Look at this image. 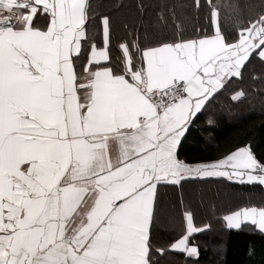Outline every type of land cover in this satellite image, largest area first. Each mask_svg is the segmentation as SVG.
Instances as JSON below:
<instances>
[{
    "label": "snow or ice",
    "instance_id": "obj_1",
    "mask_svg": "<svg viewBox=\"0 0 264 264\" xmlns=\"http://www.w3.org/2000/svg\"><path fill=\"white\" fill-rule=\"evenodd\" d=\"M97 7L0 0V264L198 257L190 240L209 225L198 226L189 207L179 234L158 239L159 188L225 180L264 187V157L250 143L205 162L179 158L209 104L225 93L243 103L246 76L264 80L253 69L264 67V0L247 19L230 5V30L225 6L213 0L163 3L142 34L124 26L115 55L112 18ZM223 220L264 235V206Z\"/></svg>",
    "mask_w": 264,
    "mask_h": 264
},
{
    "label": "trees",
    "instance_id": "obj_2",
    "mask_svg": "<svg viewBox=\"0 0 264 264\" xmlns=\"http://www.w3.org/2000/svg\"><path fill=\"white\" fill-rule=\"evenodd\" d=\"M121 0H114L113 4L118 5ZM126 5L122 6L121 10L127 5H136V0H124ZM214 3L223 5L226 19L224 21L226 30L233 28L235 16L232 12L230 5H239L244 13V18L247 19L248 15H254L260 11L254 9V4H251L249 0H213ZM94 3L98 6L97 11L100 14L109 15L112 18L113 23V55L118 51V41H122L127 35V31L122 35L115 31L114 13L112 6L109 7L105 0H94ZM247 6V7H245ZM108 9L110 11H108ZM150 11V9H149ZM120 12V11H119ZM136 13V12H135ZM137 14V13H136ZM203 15L201 13V22H203ZM191 23H195V20H191ZM131 30V29H129ZM191 30V29H189ZM133 34L136 31L131 30ZM143 33V32H142ZM141 33V34H142ZM98 45L101 44V39H97ZM255 74L259 76L264 71V67L259 64L253 66ZM253 69H250L252 71ZM261 82V86L254 87L251 84ZM243 88L248 92V98L243 103H233L230 101L229 94L225 93L220 95L215 101L207 106L203 111V114L199 115V119L190 128L187 133V139L183 143V147L180 150V159L189 163L205 162L209 161L220 154L228 151L237 144L250 143L256 151V154L260 157H264V80L257 79L253 81L246 76L243 83ZM255 93V100L251 97ZM261 97V101H256ZM220 100L223 104L227 105L229 109H226L229 117H223L218 115L214 109V103ZM256 105H253V104ZM249 110V111H248ZM251 110V111H250ZM231 117H234V122H230ZM189 185H195L199 187H212L224 189L228 193L226 199H231L235 195L240 199V203L234 205V207L228 206L223 209L222 212H218L215 218L211 221L208 218L204 221H208L209 227L206 231L194 235L190 244L198 247L199 256L192 258H185L182 254H171L164 258H171L183 264H264V235L255 230L251 225L242 226L241 229H226L221 216L230 214V212L238 210L245 206H264V187L261 186H248L232 184L228 181L211 182V183H189L184 187L163 191L166 198H178V222L172 223L169 226L170 232L168 238L165 236V232L156 228V235L159 240L167 241L179 234V224L181 220L183 207L191 208L195 213L196 218L201 215L195 210V208L188 206L184 200V190ZM180 196H178V193ZM160 195V194H159ZM207 196L206 193L202 195L203 198ZM245 197V199H242ZM263 199V200H262ZM183 202V203H181ZM160 205V198L158 200ZM221 209V208H220ZM200 219V218H199ZM213 223L216 229L213 232ZM173 230V231H172ZM215 233V234H214ZM208 235V237H205Z\"/></svg>",
    "mask_w": 264,
    "mask_h": 264
},
{
    "label": "rangeland",
    "instance_id": "obj_3",
    "mask_svg": "<svg viewBox=\"0 0 264 264\" xmlns=\"http://www.w3.org/2000/svg\"><path fill=\"white\" fill-rule=\"evenodd\" d=\"M109 7L112 6L113 12L108 9V11L112 12L114 17V23H115V31H118L119 35H122L126 32L125 25L128 26V29H131L133 31L140 33L143 32L144 26H151L156 21V15L160 11V5L163 3H175L179 2V0H136V5L130 6L127 5L128 8L124 7L122 10V6L126 5V2L124 0H121L118 5L113 4L114 0H105ZM143 3L144 5V14L141 15L138 11V5L140 3ZM251 4H254V9H258L259 6H261L262 0H249ZM150 9V11H149ZM120 11V12H119ZM137 14H136V13ZM195 20L194 18L192 19ZM264 72V71H263ZM254 87L261 86V82L251 84ZM255 93H253V96L251 97L252 100H255ZM261 101V97L257 98L256 101ZM257 104V103H256ZM255 103L253 105H256ZM214 109L215 112L218 113V115H222L223 117H229L228 112L226 109H229L227 105L223 104L220 100L216 101L214 103ZM249 111V110H248ZM251 111V110H250ZM230 122H234V117H231ZM206 193L207 196L205 198L202 197V195ZM224 189L219 188H212V187H199L195 185H189L188 188L184 190L183 198L185 200V203L195 208L199 215H201L200 222L204 221L205 219L213 220L216 216V214L223 209L227 208L228 206L235 205L237 203H240V199L236 197V195L231 199H226L225 196H227ZM242 199H245L243 197ZM263 200V199H262ZM264 201V200H263ZM178 198H166L163 194L161 196L160 205L158 208V222L156 224V228H159L160 231L165 232L166 238H168V234L172 233L170 232V227L175 222H178V211L176 212V209H179L178 204ZM221 208V209H220ZM214 225V223H213ZM216 229V226H213V232ZM173 231V230H172ZM215 234V233H214ZM205 237H208L206 235ZM161 264H183L182 262L176 261L171 258H163L161 260Z\"/></svg>",
    "mask_w": 264,
    "mask_h": 264
},
{
    "label": "crops",
    "instance_id": "obj_4",
    "mask_svg": "<svg viewBox=\"0 0 264 264\" xmlns=\"http://www.w3.org/2000/svg\"><path fill=\"white\" fill-rule=\"evenodd\" d=\"M101 46H102V40H101V44H100ZM183 160V159H182ZM171 188H173V186H170V185H168V186H161L160 188H159V192H158V200H159V198H160V200H161V196H162V192L163 191H168V190H171ZM176 189H178L179 187L178 186H176L175 187ZM160 194V195H159ZM178 194V196H180V194H179V192L177 193ZM158 208H159V205H158ZM222 212V211H221ZM227 215V214H226ZM225 215H223V216H221L222 217V219H223V217H224ZM206 220V219H205ZM196 224L198 225V226H203V225H205V224H207L208 225V221H201L200 222V219L199 218H196ZM223 223H224V226H225V228L226 229H228V230H230L228 227H227V225H226V222L223 220ZM207 230V229H206ZM206 230H204V231H206ZM204 231H202V232H204ZM201 233V232H200ZM197 234H199V233H197ZM197 234H195V235H197ZM185 258H192V259H194V258H196V257H188L186 254H182Z\"/></svg>",
    "mask_w": 264,
    "mask_h": 264
},
{
    "label": "bare ground",
    "instance_id": "obj_5",
    "mask_svg": "<svg viewBox=\"0 0 264 264\" xmlns=\"http://www.w3.org/2000/svg\"><path fill=\"white\" fill-rule=\"evenodd\" d=\"M234 207V205H232Z\"/></svg>",
    "mask_w": 264,
    "mask_h": 264
}]
</instances>
